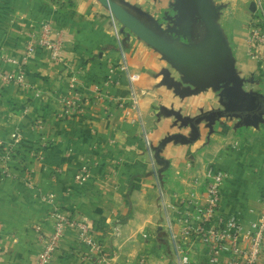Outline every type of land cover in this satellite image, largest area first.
<instances>
[{
  "label": "crops",
  "instance_id": "obj_1",
  "mask_svg": "<svg viewBox=\"0 0 264 264\" xmlns=\"http://www.w3.org/2000/svg\"><path fill=\"white\" fill-rule=\"evenodd\" d=\"M116 1L154 29L174 26L164 18L177 14L174 0ZM182 1L185 35H166L196 45L207 32L196 1ZM210 2L219 9L217 24L237 78L222 71L221 62L176 65L128 30L118 35L110 9L98 0H0V71L25 70L27 83L0 81V151L20 130L22 153L27 152L16 164L26 166L34 182L28 184L23 169L3 176L0 164V264H39L44 244L37 227L45 234L54 231L53 208L41 199L46 193L73 219L93 225L103 247V253L85 259L89 248L71 227L51 264H179L170 220L176 231L182 226L174 214L167 216L161 193L184 191L190 177L209 164L232 173L222 210L245 223L260 217L264 114L206 116L227 109L225 87L211 86L216 82L235 78L243 92L264 96V66L248 54L256 2ZM45 22L52 24L50 39L61 46L60 61L37 45L23 64L27 44L37 42ZM123 57L139 75L140 125L128 113L126 73L106 83L110 66ZM75 97L79 110L64 114V100ZM37 120L43 132L34 127ZM192 253L197 264H208L201 245Z\"/></svg>",
  "mask_w": 264,
  "mask_h": 264
},
{
  "label": "built area",
  "instance_id": "obj_2",
  "mask_svg": "<svg viewBox=\"0 0 264 264\" xmlns=\"http://www.w3.org/2000/svg\"><path fill=\"white\" fill-rule=\"evenodd\" d=\"M255 2L257 15L251 21L248 54L251 58L261 61L264 66V0H255ZM115 25L119 35L117 22ZM51 33L52 24L43 23L42 34L37 42L30 41L27 44L23 64L29 62L37 45L48 50L53 60L60 61L61 46L50 39ZM121 72L126 73L130 80L131 111L128 113H133L131 122L143 124L144 119L140 108L141 96L137 86L139 75L131 73L124 57L118 64L110 66V74L106 83L112 81L114 74ZM0 81L26 85V71L22 70L20 73L0 71ZM79 105L78 97L66 98L64 114L79 110ZM34 127L43 132V121L37 120ZM22 139V132L16 131L12 134V143L4 151H0L3 176H14V170L10 167L13 160L12 153L20 145ZM28 177L30 178L28 184L34 186L31 176L28 175ZM231 179L230 171L209 164L190 177L184 191L172 194L162 191L161 203L167 216L170 218L174 214L175 221L182 226L180 231H176L170 220V240L174 245L179 264H197L192 252L199 245L206 251L208 264H260V259L264 254V198L262 199V211L257 220L245 223L238 215L226 214L222 210V197L223 190ZM41 199L53 208L54 231L51 234H45L40 226L37 227L44 244L39 264H51L61 240L71 227L78 230L79 240L89 248L84 255L85 259H92L95 255L103 253L102 244L95 238L93 225L85 220L73 219L56 203L53 193H46L41 196Z\"/></svg>",
  "mask_w": 264,
  "mask_h": 264
},
{
  "label": "water",
  "instance_id": "obj_3",
  "mask_svg": "<svg viewBox=\"0 0 264 264\" xmlns=\"http://www.w3.org/2000/svg\"><path fill=\"white\" fill-rule=\"evenodd\" d=\"M98 1L110 9L113 16L119 19L123 24L124 29H129L141 40L171 59L176 65L204 66L221 62L222 65L220 69L234 74L236 77V74L230 69V61L228 59L229 50L217 24L219 9L212 6L210 0H195L200 18L205 24L207 35L196 45L190 46L174 43L173 41H178V39L170 40L166 35L167 33H176L179 36L185 35V30L182 26V19L184 17V4L182 0H174V2L170 4L173 11L177 12V14L172 16L165 13L164 18L174 23L173 27L168 26L165 30L154 29L130 9L119 4L116 0ZM204 86L207 85L205 84ZM211 86L217 89L225 87L226 93L224 96H226L227 99V109L214 110L207 113L206 116L246 114H248V116H258L264 114V96L258 93L243 92L241 89V81L233 78V80H228L227 83L216 82Z\"/></svg>",
  "mask_w": 264,
  "mask_h": 264
},
{
  "label": "rangeland",
  "instance_id": "obj_4",
  "mask_svg": "<svg viewBox=\"0 0 264 264\" xmlns=\"http://www.w3.org/2000/svg\"><path fill=\"white\" fill-rule=\"evenodd\" d=\"M111 15H112V22H113L114 29L116 30L115 22H117V24H118V30H119V35H121V31H122V29H124L123 24L119 21V19H117L115 16H113L112 12H111ZM203 25L205 26L204 23H203ZM125 30H128L130 33H132L129 29H125ZM173 42L174 43L175 42L178 43V41H173ZM19 161H22V160H19L18 159V161H17V159H13L11 161V163H10V167H12L14 170H19V169L22 170L23 169V171H24L25 174L28 173L27 175H31L30 171L27 170V167L26 166L23 165L22 167H18V165L16 163H18ZM1 169H3V167Z\"/></svg>",
  "mask_w": 264,
  "mask_h": 264
},
{
  "label": "trees",
  "instance_id": "obj_5",
  "mask_svg": "<svg viewBox=\"0 0 264 264\" xmlns=\"http://www.w3.org/2000/svg\"><path fill=\"white\" fill-rule=\"evenodd\" d=\"M4 149L6 148H1V151H4ZM27 152L26 150H24V152L22 153V148L19 145L16 150L12 153V159H20L22 161L26 160V156L24 155V153ZM72 217V216H71Z\"/></svg>",
  "mask_w": 264,
  "mask_h": 264
}]
</instances>
